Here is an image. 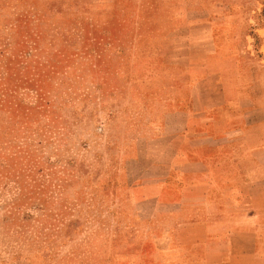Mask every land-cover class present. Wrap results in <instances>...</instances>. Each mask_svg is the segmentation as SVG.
<instances>
[{
    "label": "rangeland",
    "instance_id": "1",
    "mask_svg": "<svg viewBox=\"0 0 264 264\" xmlns=\"http://www.w3.org/2000/svg\"><path fill=\"white\" fill-rule=\"evenodd\" d=\"M233 28L253 51L239 61L264 64V0H0V264L140 251L125 222L159 97L216 56L213 30L230 32L233 63Z\"/></svg>",
    "mask_w": 264,
    "mask_h": 264
},
{
    "label": "crops",
    "instance_id": "2",
    "mask_svg": "<svg viewBox=\"0 0 264 264\" xmlns=\"http://www.w3.org/2000/svg\"><path fill=\"white\" fill-rule=\"evenodd\" d=\"M247 36L233 28L229 63L230 32L211 31L218 57L170 77L180 84L159 97L149 176L129 191L128 239L141 249L119 264H264V64L239 61L253 54Z\"/></svg>",
    "mask_w": 264,
    "mask_h": 264
}]
</instances>
